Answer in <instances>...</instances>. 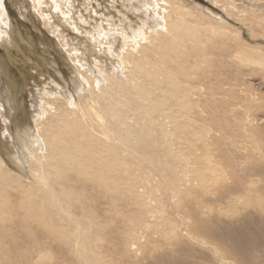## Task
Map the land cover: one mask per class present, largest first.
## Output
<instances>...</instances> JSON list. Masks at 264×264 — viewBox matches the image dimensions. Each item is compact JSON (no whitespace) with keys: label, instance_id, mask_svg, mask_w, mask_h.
<instances>
[{"label":"rangeland","instance_id":"1","mask_svg":"<svg viewBox=\"0 0 264 264\" xmlns=\"http://www.w3.org/2000/svg\"><path fill=\"white\" fill-rule=\"evenodd\" d=\"M123 1L0 2V166L16 183L0 191V264L264 263V0H135V10ZM157 21L171 22L188 39L169 46L176 34L164 26L151 31ZM109 28L117 39L106 40ZM146 38L153 52L146 97L122 91L108 101L118 93V84L105 87L109 75L130 85L126 46L140 49ZM105 40L113 52L107 46L100 57ZM75 47L79 68L67 51ZM51 75L72 99L73 122L85 124V137L73 132L74 150L90 155L75 162L71 156V162L51 161L42 148L44 135L61 138L65 131L58 122L65 119L62 101L36 90ZM95 76L103 79L96 88L89 86ZM40 101L55 108L60 131L52 132L56 120L45 123L44 111L37 120ZM134 108H145L146 120ZM40 165L49 171L43 184L56 188L54 197L42 195ZM195 213L209 225L198 224Z\"/></svg>","mask_w":264,"mask_h":264},{"label":"bare ground","instance_id":"2","mask_svg":"<svg viewBox=\"0 0 264 264\" xmlns=\"http://www.w3.org/2000/svg\"><path fill=\"white\" fill-rule=\"evenodd\" d=\"M2 1V0H1ZM0 1V2H1ZM91 1V0H90ZM112 1V0H111ZM120 0H118V2H119ZM123 1V0H122ZM127 1H130V4H129V6H130V10H133L134 8H138L139 7V5H137V3L135 2V0H127ZM145 1V0H144ZM175 1V0H174ZM124 2V1H123ZM122 2V3H123ZM134 2V3H133ZM182 2V1H181ZM225 2V4L228 2L229 3V0H225L224 1ZM111 3V2H110ZM128 3V2H127ZM143 4H144V2H143ZM167 4V3H166ZM109 5V4H108ZM116 6V4H112L111 6L112 7H115ZM124 5L126 6V4H125V2H124ZM154 5V4H153ZM168 5H169V1H168ZM2 6V5H1ZM110 6V5H109ZM141 6V5H140ZM143 6V5H142ZM148 7V6H147ZM117 8H119V7H116V10H117ZM126 8V7H125ZM140 8H144V10H143V12L144 11H146V13L145 14H147L148 13V10H147V8H146V6L145 7H140ZM149 8V7H148ZM109 9V8H108ZM125 10V9H124ZM127 10V9H126ZM135 10V9H134ZM3 12H4V10H3ZM126 12H128V11H126ZM125 12V13H126ZM137 12V11H136ZM149 12H150V10H149ZM5 13V12H4ZM111 13V12H110ZM130 13V12H129ZM138 14V13H137ZM141 14H143V13H141ZM149 14V13H148ZM4 15V14H3ZM2 11H1V9H0V19L2 18ZM96 15V14H95ZM150 15H151V12H150ZM5 16V15H4ZM116 16H118L119 18H121L120 17V14H117ZM115 16V17H116ZM125 16H126V14H125ZM143 16V15H142ZM141 16V17H142ZM154 16V15H153ZM185 16V15H184ZM132 16L131 15H128V17H127V19L128 18H131ZM158 17V16H157ZM126 18V17H125ZM124 18V19H125ZM134 18V17H133ZM136 18V17H135ZM151 18V17H150ZM121 19H123V17L121 18ZM121 19H119V20H121ZM132 19V18H131ZM149 19V18H148ZM5 20V19H4ZM144 20H145V18H144ZM150 20V19H149ZM152 20V19H151ZM150 20V21H151ZM1 21V20H0ZM98 21V20H97ZM141 21V20H140ZM139 21V22H140ZM175 21H178V23L176 24L177 26H178V24L179 23H184V19H183V17H182V19H177V20H175ZM3 22V21H2ZM120 22H122V20L120 21ZM146 22V21H145ZM174 22V21H173ZM82 23H85V22H82ZM96 23V22H95ZM98 23H100L99 21H98ZM171 23V22H170ZM170 23H168L166 26H164V25H162V23H160V21H157L156 22V24L154 25V27L152 28V30L151 31H154V29L155 28H159L160 30H162V27L164 26V29L165 30H170L169 28L171 27V24ZM87 24V23H86ZM97 24V23H96ZM114 24V23H113ZM142 24H143V22H142ZM182 24H181V26H182ZM130 25V24H129ZM144 25V24H143ZM80 26V25H79ZM93 26H95V25H93ZM145 26H147L148 27V25H144V27ZM172 26H174V25H172ZM50 27V26H49ZM107 27V26H106ZM140 27V26H139ZM96 28V27H95ZM103 28V27H102ZM113 28H115V27H113ZM117 28V27H116ZM174 28V27H173ZM176 28V27H175ZM177 28H179V27H177ZM86 29V28H85ZM93 29L94 28H92L91 30H89V32L91 31V32H93ZM101 29V28H100ZM110 29V32H112V35H110L109 36V34H108V36L106 35V40H109L110 38H114V39H117L116 37V35H117V33H115V29H112V28H109ZM136 29V28H135ZM180 29V28H179ZM179 29H173L172 30V27H171V32H170V34H173V35H175L176 34V39L174 40V41H172V43L169 45V46H175V47H177L178 45H179V43H180V41L182 40V41H184V40H187L188 38H187V36H184V34H181V32H180V30ZM117 30H119V28L117 29ZM141 30H142V28H141ZM140 30V31H141ZM147 30H150V28H146V30L145 31H147ZM164 30V31H165ZM97 31H99V30H97ZM144 30H143V32H145ZM95 32V31H94ZM125 32V31H124ZM161 32H163V31H161ZM166 32V31H165ZM168 32V31H167ZM166 32V36H168V33ZM194 32V31H193ZM192 32V33H193ZM96 33V32H95ZM127 33V32H126ZM146 33H148V32H146ZM149 33H152V32H150L149 31ZM154 33V32H153ZM160 32H158V34H159ZM195 33V32H194ZM90 34V33H89ZM102 34V33H101ZM100 34V35H101ZM111 34V33H110ZM120 34H121V32H120ZM9 35V34H8ZM114 35V36H113ZM141 35V34H140ZM161 35V34H160ZM162 36V35H161ZM161 36H160V39H161ZM165 36V37H166ZM195 36H196V33H195ZM101 37H103V36H101ZM138 36H136V38H137ZM142 37H143V35H142ZM146 37V36H145ZM147 37H150V36H148L147 35ZM157 38L159 37V35H157L156 36ZM170 37V36H169ZM174 37V36H173ZM139 38V37H138ZM183 38V39H182ZM185 38V39H184ZM187 38V39H186ZM1 39V38H0ZM97 39H100V38H97ZM141 40H142V38H140ZM170 39V38H169ZM173 39V38H172ZM104 41L105 43H101L100 45L101 46H99V51H100V57H102V53H104V49H105V47H107V46H110L109 48V52H110V54H112V49H113V47L111 46V43H110V41H108V43H107V41ZM153 40H155V39H153ZM101 41V40H100ZM129 42L131 41V39L130 40H128ZM162 41V40H161ZM95 42H98V41H96L95 40ZM134 42V41H133ZM144 44L145 45H143V47H141L140 49L138 48L137 49V45L135 46L134 44L135 43H131L132 45H130V47L132 46V48H130V47H128V46H126L128 49H126L125 47V49L127 50V51H125V53H124V55H127L128 57H129V65H133V71H131L130 72V75H131V77H130V79H129V83H130V85H127V84H125V85H123V83H122V81L120 80V79H118L117 77H118V75H117V77H116V75H113L112 77H111V75H109L108 76V81H107V84H106V86L105 87H107V86H110L111 87V89H113L114 88V86H116L117 84H118V93L117 94H112V97L110 98V100H108V101H114V99H119V97H120V93H122V91H125V93H127L128 95H133V94H136V93H140V95L142 94L144 97H146V89H144V82H143V80L144 81H149V78H150V76H152V75H150V73H149V71H148V67L150 66V60L148 59V56L150 55V54H152L153 52H150V48L148 47V44H152L151 42H149V40H148V38H146V40H144ZM126 43V42H125ZM155 43H156V41H155ZM98 45H99V43H97ZM128 44V43H127ZM154 44V43H153ZM125 46V45H124ZM72 47V46H71ZM122 47V46H121ZM146 48V49H145ZM147 48H149V50L147 49ZM163 48V47H162ZM108 49V48H107ZM117 50V49H116ZM115 50V51H116ZM162 50V49H161ZM68 51V53L70 54V56H71V60L77 65V67L79 68L81 65H82V63L80 62V61H78V59L80 58L79 57V55L77 54L78 52H77V47H75L74 49H72L71 48V50L70 49H68L67 50ZM119 51H121V50H119ZM118 51V52H119ZM151 51H152V49H151ZM155 51H156V48H155ZM120 53V52H119ZM156 53V52H155ZM113 54H115V53H113ZM122 54V52L119 54V55H121ZM116 55V54H115ZM118 55V56H119ZM157 55V54H156ZM82 56V55H81ZM151 56V55H150ZM74 57V58H73ZM78 59H77V58ZM114 57V56H113ZM112 57V58H113ZM152 57V56H151ZM174 57V56H173ZM179 57V56H178ZM83 58V57H82ZM112 58H111V62H113L112 61ZM175 58V57H174ZM76 59V61H74ZM116 59V58H115ZM120 59V58H119ZM70 60V61H71ZM106 60H107V58H106ZM122 61H125V60H122ZM45 62V61H44ZM105 62V61H104ZM72 63V62H71ZM120 63V62H119ZM122 63V62H121ZM127 63V62H126ZM125 64V63H124ZM86 65V64H85ZM119 65V64H118ZM126 65V64H125ZM158 65V64H157ZM124 66V65H123ZM126 67V66H125ZM89 68V67H88ZM142 68V69H141ZM130 69V68H129ZM155 69V68H154ZM78 70V69H77ZM102 71V70H101ZM103 71H105V70H103ZM78 72V71H77ZM49 73V72H48ZM47 73V74H48ZM105 73V72H104ZM152 73V72H151ZM162 73V72H161ZM165 73V72H164ZM51 74V73H50ZM54 74V73H53ZM78 74V73H77ZM107 74V73H106ZM35 75V74H34ZM103 75V74H102ZM129 75V74H128ZM158 75H159V73H158ZM164 75V74H163ZM52 76V75H51ZM78 76V75H77ZM45 77H46V75H45ZM48 77V76H47ZM53 78L51 79H49V78H45L44 80H42V81H40L39 83H37L38 81H34L35 83H37V91H39V94L41 95V93L42 92H44V94H46L47 96H49V98H51L52 96H54V97H56V98H58L57 100H61L62 101V106H63V111H62V113H63V117L65 118L64 120H60V119H58V122H59V124L60 125H62L63 126V128H64V132H62L61 133V131H60V129L62 128L59 124H57V119H55L54 117L55 116H57L58 114H57V111L55 110V108L53 107V105L54 104H52V107H53V109H50L48 106H47V104H45L43 101V103L40 101L39 103H40V105L39 106H37L38 107V109H36L35 110V108H34V111L37 113H35L36 114V118H37V120H39V119H42L43 120V118L42 117H44V119H50V118H53V119H55L56 120V124L57 125H59V126H55V128H52V132H53V129H55V132H57L58 130L60 131V137L61 138H58L59 136H56V134L55 133H53L52 134V137L51 136H49L48 137V135L46 136V135H44V138H45V141L46 142H44L42 145V148L46 151H50V153H49V157H51L50 159H51V161L52 160H54V159H62V162L61 163H66L65 162V160H67L68 162H73L74 160H76V159H79V158H86V157H88L90 154H89V152L86 150H77L76 152H75V150H74V144H76L75 142H74V140H76V139H74V135H73V132L74 133H76V135H77V132H79V135L81 136V138H82V136L83 137H85L86 136V132H85V130L83 131L81 128L82 127H84L85 126V124H83V122L82 121H80V122H78L79 120L78 119H75V121L76 122H73L74 120H72L73 119V117H71L72 116V114L71 113H68L69 112V109L72 107V105H74L73 104V102H72V99L70 100V98H69V96H68V92H67V90L62 86V84H63V82H62V84L60 85V83H59V79H58V77H55L54 75L52 76ZM96 77V80H97V78H99V77H97V76H95ZM157 77V76H156ZM38 78H39V76H38ZM101 78V77H100ZM98 79V81H96L95 82V84H93V83H89V86H93V87H95L96 85H98L100 82H102L103 81V79ZM158 78V77H157ZM33 80H34V78H33ZM92 80V79H91ZM90 80V81H91ZM119 80H120V82H119ZM32 81V80H31ZM54 81V82H53ZM150 81H153V80H150ZM160 81V80H159ZM158 81V82H159ZM33 82V81H32ZM41 82L43 83L42 85H40L41 84ZM56 82V83H55ZM145 82V84H147L148 85V83H146ZM155 82H157V80L155 81ZM151 83V82H150ZM153 83V82H152ZM151 83V84H152ZM52 84H55L54 86L52 85ZM103 84H105V83H103ZM150 84V85H151ZM31 85V84H30ZM95 85V86H94ZM142 85V86H141ZM153 85V84H152ZM151 85V86H152ZM161 85V84H160ZM56 86H60V88L59 89H57V87ZM104 86V85H103ZM102 86V87H103ZM158 86V85H157ZM162 86H164V85H162ZM101 87V88H102ZM154 87H156V85L154 86ZM54 88H56L55 89V91H54ZM96 88V87H95ZM162 88V87H161ZM164 88V87H163ZM103 89V88H102ZM109 89V88H108ZM108 89H107V91H108ZM111 89H109L110 91H111ZM57 90H60V91H57ZM106 90V89H105ZM154 89H152L151 90V92L153 91ZM34 90H32L31 92H32V99H36V96H35V94H34V92H33ZM149 91V90H148ZM56 92V93H55ZM120 92V93H119ZM156 92V91H155ZM162 92V91H161ZM93 93V92H92ZM62 95V96H60V95ZM94 94V93H93ZM124 94V93H123ZM97 95V94H96ZM99 95V94H98ZM101 95V94H100ZM109 95V94H108ZM119 95V96H118ZM10 96V95H9ZM116 96H118L117 98H115ZM135 96V95H134ZM154 96V95H153ZM61 97V98H60ZM63 97V98H62ZM73 97V96H72ZM79 97V96H78ZM142 97V96H141ZM42 98V97H41ZM44 98H45V96H44ZM98 98H101V96H99V97H96L95 96V102L97 103V104H99L100 102H99V100H98ZM135 98V97H134ZM55 99V98H54ZM0 100H1V102L2 103H4L3 102V99L2 98H0ZM44 100V99H43ZM76 100H77V98H76ZM52 101H54V100H52ZM51 101V102H52ZM60 101V102H61ZM106 101V100H105ZM149 101V100H148ZM152 101V100H151ZM35 102V101H34ZM78 102V101H77ZM55 103H57V102H55ZM128 103H129V101H128ZM142 103V102H141ZM143 103H145V102H143ZM44 104H45V106H44ZM102 104V103H101ZM107 104V103H106ZM59 105V104H58ZM93 105V104H92ZM95 105V104H94ZM130 107H129V109H131V105L130 104H128ZM128 105H126V106H128ZM8 106V105H7ZM22 106V105H21ZM123 106V105H122ZM125 105H124V107H126ZM132 106H134V105H132ZM145 106H146V103H145ZM144 106V107H145ZM4 107V106H3ZM2 107V108H3ZM93 107H95V106H93ZM109 107V106H108ZM135 107H137V106H135ZM0 109V110H3V109ZM74 108V107H73ZM105 108V107H104ZM127 108V107H126ZM20 109V108H19ZM18 109V111H20ZM109 110H110V108H108ZM108 109H105V110H107L108 111ZM145 109V108H144ZM144 109H135L134 108V112H136V110H137V115H135V116H140V114H142L144 117H142V118H145V116H146V112H145V110ZM153 109V108H152ZM52 110H54V111H52ZM76 110V109H75ZM88 110H91V109H88ZM104 110V109H103ZM33 111V110H32ZM44 111V114L42 115V117H41V114H42V112ZM59 111V110H58ZM131 111V110H130ZM3 112V111H2ZM96 112V111H95ZM150 112V111H149ZM88 113H89V111H88ZM91 113V112H90ZM96 113H98V112H96ZM108 113V112H107ZM1 114V113H0ZM76 114V113H75ZM78 114V113H77ZM114 114V113H113ZM26 114H22V112H19V119L20 120H22L24 117L25 118H27L26 116H25ZM90 115V114H89ZM89 115H87V116H89ZM98 115H99V113H98ZM103 115V114H102ZM18 116V115H17ZM85 116V115H84ZM84 116H82V117H84ZM91 116V115H90ZM114 116V115H113ZM7 117H10L9 115L7 116ZM101 117V116H100ZM103 117H106V116H104L103 115ZM2 117H0V119H1ZM17 118V117H16ZM59 118H61V116H59ZM70 118V119H69ZM91 118V117H90ZM111 118H113V120L115 121V122H118V121H121V119H118L117 118V116L115 117H111ZM140 118V117H139ZM3 119V118H2ZM85 119H87V118H85ZM96 119V118H95ZM97 119H99L98 117H97ZM103 119V118H102ZM4 120V119H3ZM18 120V119H17ZM51 120L52 119H50V121L48 120V121H45V123H47V124H49L50 122H51ZM66 120V121H65ZM89 120V119H88ZM100 120H101V118H100ZM129 120V119H128ZM145 120H146V118H145ZM145 120H143V121H145ZM90 121V120H89ZM96 121V120H95ZM105 121V120H104ZM124 121V120H123ZM126 121V120H125ZM131 121V120H130ZM44 122V121H43ZM42 122V123H43ZM99 122V124H100V121H98ZM122 122V121H121ZM44 123V124H45ZM73 123V124H72ZM105 123V122H104ZM113 123V122H112ZM5 124V131L6 132H8V130H7V124L6 123H4ZM3 124V125H4ZM16 124H17V121H16ZM54 124V123H53ZM76 124V125H75ZM98 124V125H99ZM114 124V123H113ZM26 125H29V132H31L32 133V131H33V128L31 127V125H30V123H28V124H26ZM46 125V124H45ZM55 125V124H54ZM115 125V124H114ZM116 125H119V124H116ZM1 126V125H0ZM106 126V125H105ZM112 126V125H111ZM42 127H44L45 128V126H42ZM49 127H52V126H50L49 125ZM48 127V128H49ZM95 127V126H94ZM97 127V126H96ZM1 128H3V127H1ZM27 128L28 127H26V130H27ZM70 128V129H69ZM71 128L73 129V130H71ZM90 128V127H89ZM124 128V127H123ZM50 129V128H49ZM69 129V130H68ZM3 130V129H2ZM1 130V131H2ZM25 130V131H26ZM45 130V129H44ZM48 130V129H47ZM51 130V129H50ZM100 130V129H99ZM98 130V131H99ZM106 130V129H105ZM116 130H117V128H116ZM118 130H120V129H118ZM117 130V131H118ZM125 130V129H124ZM124 130H122V131H124ZM0 131V132H1ZM36 131V130H35ZM97 131V130H96ZM121 131V130H120ZM23 132V131H22ZM39 132V131H38ZM45 132H46V130H45ZM115 132V131H114ZM36 133H37V131H36ZM40 133V132H39ZM116 133V132H115ZM126 133V132H125ZM124 133V134H125ZM128 133V132H127ZM126 133V134H127ZM1 134H2V132H1ZM22 134V133H21ZM47 134V133H46ZM51 134V133H50ZM98 134H99V136H100V132H98ZM106 134V133H105ZM117 134V133H116ZM115 134V135H116ZM119 135H120V132L118 133ZM129 134V133H128ZM4 136V135H3ZM3 136H1V137H3ZM79 136V137H80ZM92 136V135H91ZM112 136H113V134H112ZM125 136V135H124ZM22 137V136H21ZM29 137V136H28ZM79 137H77V138H79ZM101 137V136H100ZM126 137V136H125ZM137 137V136H136ZM6 138V137H5ZM87 138V137H86ZM116 138V137H115ZM128 138V137H127ZM126 138V139H127ZM7 139V138H6ZM24 139V138H23ZM107 139V138H106ZM37 140V139H36ZM40 140V139H39ZM82 140V139H81ZM88 140V139H87ZM115 140V139H114ZM124 140H125V138H124ZM128 140V139H127ZM6 141V140H5ZM26 141V140H25ZM29 141V140H28ZM94 141V140H93ZM93 141H91V142H93ZM97 141V140H96ZM108 141V140H107ZM121 141H123V140H121ZM147 141V140H146ZM82 143H84V140H82L81 141ZM111 142H113V141H111ZM115 142V141H114ZM126 142V141H125ZM40 143H41V141H40ZM82 143H79V144H77V147H80L81 146V144ZM96 143V142H95ZM101 143V142H100ZM127 143V142H126ZM21 144V143H20ZM31 144V143H30ZM107 144V143H106ZM24 145V144H23ZM95 145V144H94ZM39 146V145H38ZM1 147H3V146H1ZM1 147H0V149H1ZM37 147V146H36ZM87 147H89L88 145H87ZM110 147V146H109ZM38 148V147H37ZM41 148V149H42ZM92 148V147H91ZM39 149H40V147H39ZM41 149H40V151H41ZM52 149H53V151H52ZM109 149V148H108ZM112 149V148H111ZM55 150H60L59 151V153H61L60 154V157H59V154H57V153H55L54 151ZM81 151V152H80ZM82 151H85V152H82ZM30 152V151H29ZM70 152V153H69ZM111 152V151H110ZM109 152V153H110ZM55 153V155L57 156L58 155V157H53V155L52 154H54ZM73 153V154H72ZM47 154V153H46ZM87 155V156H86ZM95 155H96V153H92L91 154V156L95 159L96 157H95ZM110 155H112V154H110ZM42 156V155H41ZM72 157V160L69 158V157ZM77 156V157H76ZM115 156V155H114ZM105 157V156H104ZM115 158V157H114ZM12 159H13V157H12ZM37 159H38V157H37ZM48 159V158H47ZM47 159H45V160H47ZM69 159L71 160V161H69ZM90 159V158H89ZM92 159V158H91ZM97 159V158H96ZM95 159V160H96ZM40 158H39V163H41L40 162ZM49 160V159H48ZM55 161V160H54ZM58 161V160H57ZM56 161V162H57ZM79 161V160H78ZM77 161V162H78ZM91 161V160H90ZM106 161V160H105ZM47 162H49V161H47ZM75 162V161H74ZM89 162V161H88ZM61 163H60V165H61ZM17 164V163H16ZM87 164V163H86ZM59 165V166H60ZM89 165V164H88ZM18 166V165H17ZM15 167V166H14ZM56 168H57V166H56ZM59 168V167H58ZM101 169V168H100ZM103 169V168H102ZM51 171V170H50ZM55 171V170H54ZM92 171V170H91ZM67 172H69V171H67ZM103 172V171H102ZM51 173V172H50ZM47 174H49V171H47V172H45V170H43L42 168H41V165H40V168H39V176H38V183H40V184H42V185H44V187H45V185H47V184H43V182H46L47 180H48V176H47ZM61 175V174H60ZM59 175V176H60ZM69 175V174H68ZM64 176V175H63ZM66 176V175H65ZM58 178V177H57ZM81 179V178H80ZM101 180V179H100ZM51 181H52V179H51ZM80 181V180H79ZM96 181V180H95ZM8 183H12V185L11 184H9L8 185ZM13 184H15L16 185V183L15 182H13V180H12V178L10 177V175L6 172V171H4L2 168H1V166H0V191L1 190H3V191H5L6 189H8V188H10V187H14L13 186ZM50 184V183H49ZM41 186V185H40ZM77 186V185H76ZM241 186V185H240ZM239 186V187H240ZM36 187V186H35ZM34 187V188H35ZM38 187H39V185H38ZM15 188H17V187H15ZM238 188V186H236V187H232V190H236ZM248 188H250V187H248ZM30 189V188H29ZM40 189V188H39ZM44 189V188H43ZM54 189H56L55 187H52V185H47V187H46V190L43 192L44 194H42L43 195V197H46V196H50V197H54V196H56V194H55V190ZM9 190V189H8ZM17 190V192H18V195H21V192H20V189L19 188H17L16 189ZM32 191V190H31ZM40 191V190H39ZM33 192V191H32ZM38 192V191H37ZM36 192V193H37ZM14 193V192H13ZM35 193V192H34ZM41 193V192H40ZM63 194H64V192H63ZM230 195H232V194H230ZM30 196V195H29ZM58 196V195H57ZM67 196V195H66ZM1 197V196H0ZM35 197H37L36 195H35ZM5 199H7V198H5ZM14 199V198H13ZM19 199V198H18ZM15 200V199H14ZM224 200V199H223ZM7 201H9V200H7ZM16 201H17V199H16ZM22 201V200H21ZM49 201V200H48ZM52 201V200H51ZM43 202V201H42ZM16 203H18V202H16ZM24 203V202H23ZM61 203V202H60ZM26 204H28V203H26ZM31 204V203H30ZM51 204V203H50ZM35 205V204H34ZM13 207H14V205H12ZM16 206H17V204H16ZM69 206V205H68ZM19 206H17V208H18ZM35 207V206H34ZM248 207V206H247ZM247 207H245L246 209H247ZM62 208V207H61ZM8 209V208H7ZM19 209V208H18ZM44 209V208H43ZM244 209V208H243ZM10 210V209H9ZM39 210V209H38ZM33 211V210H32ZM7 212V211H6ZM2 214V213H1ZM67 214V213H66ZM42 215V214H41ZM8 216V215H7ZM10 217V216H9ZM193 217H194V219L196 220V222L198 223V224H202L203 226H205V227H207L209 224H208V222L209 221H207V220H202V219H200L199 218V216L197 215V213H195L194 215H193ZM6 218H8V217H6ZM7 221V220H6ZM217 222L216 223H220L218 220H216ZM13 222V221H12ZM4 223H5V221H4ZM227 226V225H226ZM229 231V230H228ZM232 232V231H231ZM227 233V232H226ZM233 233V232H232ZM229 235V234H228ZM225 236H227V234L225 235ZM213 237V236H212ZM214 237H216V238H218L217 236H214ZM228 237V236H227ZM245 237V236H244ZM210 239V238H209ZM219 239H220V237H219ZM222 242V241H221ZM258 242V241H257ZM219 243V242H218ZM229 243V242H228ZM239 244V243H238ZM240 245V244H239ZM261 245V244H260ZM234 246V245H233ZM249 246V245H248ZM264 247V246H263ZM224 248V247H223ZM244 248V247H243ZM225 249V248H224ZM252 249V248H251ZM263 249V248H262ZM187 252V251H186ZM228 252V251H227ZM248 252V251H247ZM246 252V253H247ZM235 253V252H234ZM245 253V254H246ZM243 256V255H242ZM242 256H240V257H242ZM237 257V256H236ZM249 257V256H248ZM189 258V257H188ZM261 258V257H260ZM248 259V258H247ZM264 259V258H263ZM262 261V260H261ZM236 262V261H235ZM239 262V261H238ZM258 262V261H257ZM263 262V261H262ZM250 263V262H249ZM244 264V263H243ZM258 264H259V262H258ZM261 264H264V263H261Z\"/></svg>","mask_w":264,"mask_h":264}]
</instances>
